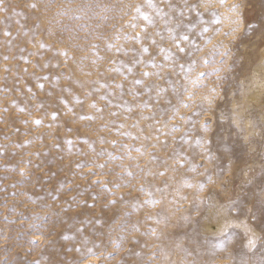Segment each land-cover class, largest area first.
Instances as JSON below:
<instances>
[{"label":"rangeland","instance_id":"rangeland-1","mask_svg":"<svg viewBox=\"0 0 264 264\" xmlns=\"http://www.w3.org/2000/svg\"><path fill=\"white\" fill-rule=\"evenodd\" d=\"M262 184L264 0H0V264H264Z\"/></svg>","mask_w":264,"mask_h":264},{"label":"snow or ice","instance_id":"snow-or-ice-1","mask_svg":"<svg viewBox=\"0 0 264 264\" xmlns=\"http://www.w3.org/2000/svg\"><path fill=\"white\" fill-rule=\"evenodd\" d=\"M239 7H240L239 5H234L233 6V10L234 11H238ZM137 11H140V8L139 7H137ZM145 19H150V17H148L147 15H145ZM237 23H238V21H237ZM183 40H188V36L187 35H184L183 36ZM180 51H183V49L181 48ZM213 71L216 72V73L223 72L224 71V68H222V67L221 68H217V69H214ZM146 75H150V73H146ZM201 75H203V73ZM218 78L224 79L223 77H218ZM213 91H216V89L214 88ZM53 115L55 116V113H53ZM35 122L37 124L41 123L40 120H36ZM203 130H204L205 133L209 132L210 131V126L207 123H205L203 125ZM208 142L209 141L207 140L206 137H204L200 141H198V143L199 144H202V145H206ZM208 158L209 159H213V157H211V156H209ZM21 171L23 172V170H21ZM255 200H256V196H255V193H253V200H252V206H253V208H255V206H256ZM259 202H260V205H261V207H260L261 225L260 226H261L262 230H264V184L261 185V191H260V195H259ZM242 223H244V226H245L246 231H248V232H251L252 231V229L249 228V226L247 225L246 222H242ZM225 227H227V224L225 225ZM251 243H254V240L250 241V244ZM87 254H92V249H88L86 255Z\"/></svg>","mask_w":264,"mask_h":264}]
</instances>
